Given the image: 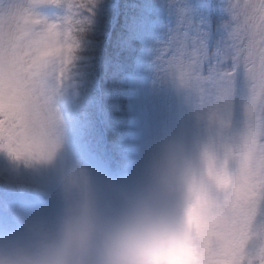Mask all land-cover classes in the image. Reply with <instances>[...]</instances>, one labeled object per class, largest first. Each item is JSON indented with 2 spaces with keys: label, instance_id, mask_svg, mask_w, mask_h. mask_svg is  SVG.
Here are the masks:
<instances>
[{
  "label": "rangeland",
  "instance_id": "1",
  "mask_svg": "<svg viewBox=\"0 0 264 264\" xmlns=\"http://www.w3.org/2000/svg\"><path fill=\"white\" fill-rule=\"evenodd\" d=\"M209 1L158 0L137 25L140 56L127 78L130 118L124 139L132 164L113 184L78 158L69 139L58 104L60 60L52 27L48 31L43 23L53 15L48 0H0V118L9 122L0 128V198L19 196L5 181L8 174L24 175L26 164L50 176L55 193L38 219L0 227V264L42 252L64 217L85 203L100 224L115 220L155 190L157 170L167 160L182 166L203 195L202 211L192 223L198 264H213L220 202L252 241L263 240L254 229L264 231V0L210 5L216 19L217 7L223 13L219 24L226 30L228 66L204 80L194 61L174 65L166 75L154 63L155 49L171 30L201 19ZM237 71L241 83L234 84ZM226 189L246 203L238 205ZM245 262H264V242Z\"/></svg>",
  "mask_w": 264,
  "mask_h": 264
},
{
  "label": "trees",
  "instance_id": "2",
  "mask_svg": "<svg viewBox=\"0 0 264 264\" xmlns=\"http://www.w3.org/2000/svg\"><path fill=\"white\" fill-rule=\"evenodd\" d=\"M157 1L48 0L54 22L43 18L45 28L52 27V44L60 60L59 102L73 145L83 159L104 169L112 179L125 175L131 165L124 143L129 121L127 76L134 72L140 56L137 25ZM215 2L210 0L208 4ZM214 9L211 16L215 22ZM8 123L0 118V128H8ZM35 172L37 168L26 164L24 175L20 172L8 177H29ZM229 203L233 204V199ZM236 203L241 205L242 201L237 199ZM226 209L221 202L216 206L215 228L220 241L211 248L213 264H242L263 244L264 231L256 225L254 231L263 240L256 237L252 241Z\"/></svg>",
  "mask_w": 264,
  "mask_h": 264
},
{
  "label": "clouds",
  "instance_id": "3",
  "mask_svg": "<svg viewBox=\"0 0 264 264\" xmlns=\"http://www.w3.org/2000/svg\"><path fill=\"white\" fill-rule=\"evenodd\" d=\"M203 195L186 170L165 161L155 190L115 220L100 224L89 205L69 212L42 252L14 264H198L192 223Z\"/></svg>",
  "mask_w": 264,
  "mask_h": 264
},
{
  "label": "snow or ice",
  "instance_id": "4",
  "mask_svg": "<svg viewBox=\"0 0 264 264\" xmlns=\"http://www.w3.org/2000/svg\"><path fill=\"white\" fill-rule=\"evenodd\" d=\"M217 9L221 18L223 13ZM220 18L214 22L211 6L206 4L201 19L178 23L168 39L155 49L156 70L166 75L172 66H183L187 61H194L199 65L201 75H209L217 67L228 66V61L224 59L228 42L225 28L218 23ZM239 83L241 78L237 71L234 84ZM5 186L21 195L0 198V227L12 226L20 220L38 219L54 202L52 179L41 172L29 177L8 178Z\"/></svg>",
  "mask_w": 264,
  "mask_h": 264
}]
</instances>
